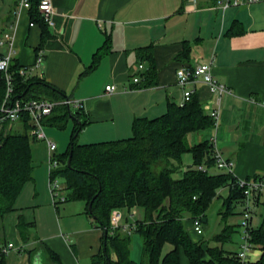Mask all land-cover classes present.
<instances>
[{
    "label": "crops",
    "instance_id": "crops-1",
    "mask_svg": "<svg viewBox=\"0 0 264 264\" xmlns=\"http://www.w3.org/2000/svg\"><path fill=\"white\" fill-rule=\"evenodd\" d=\"M221 1L53 0L50 37L42 44L43 28L31 24L30 9L22 7L21 0H0V40L13 29V63L21 69L31 67L26 79L43 80L63 92V100L71 101L75 115L61 137L70 138L74 125L87 119L78 136L81 143L130 137L135 118L157 117L170 102H183L185 88L178 83L181 68L211 62L215 79L226 88L221 94L219 148L233 162L236 176H264V0L225 9ZM233 26L237 30L230 33ZM148 46L151 60L138 51ZM40 50L44 62L38 66ZM7 51V44L0 45V55ZM151 67L156 83L146 86L144 75ZM135 76L142 77L140 82H134ZM109 84L115 91H106ZM188 87L208 114L217 90L202 80ZM214 134L212 127L192 134L191 141ZM67 139L62 149L58 144V152L66 150ZM39 141L43 140L34 142ZM38 168L35 165L34 178L24 185L14 210L2 219L5 243L15 244L6 264H92L103 248L104 230L87 213L84 201L54 204L48 174ZM208 170L226 173L215 164ZM230 189L229 185L219 188L216 199L224 203ZM262 199L257 209L264 204ZM239 204H234V212ZM185 225L193 242L206 241V235L192 230L191 218ZM131 257L135 258L132 248ZM180 264H190L184 248Z\"/></svg>",
    "mask_w": 264,
    "mask_h": 264
},
{
    "label": "trees",
    "instance_id": "trees-1",
    "mask_svg": "<svg viewBox=\"0 0 264 264\" xmlns=\"http://www.w3.org/2000/svg\"><path fill=\"white\" fill-rule=\"evenodd\" d=\"M29 1L32 23H40L43 28V44L50 37L48 23L39 11L40 0ZM236 30L233 26L229 32ZM138 51L152 59L151 46ZM20 70L21 67L12 61L14 97L64 99L65 94L55 86L35 77L26 79ZM144 78L146 86L156 83L153 67ZM5 93L6 80L0 79V106ZM74 115L70 105L60 104L45 117L44 124L64 129ZM86 123L87 119L74 125L68 147L56 154L61 166L53 170L52 176L64 178L66 201L82 200L88 207L92 202V211L88 208L87 213L104 230L106 240V245L104 242L102 250L92 258V264H180L181 248L190 264L234 263L237 252L221 246L204 247L206 241L203 240L193 242L185 225L187 218H201L203 223L209 207L218 198V189L223 186L231 187V193L223 203L224 212L221 213L224 217L234 214V204L242 202L244 197L243 190L234 185L235 176L209 172L208 168L215 164L210 139L195 143L190 140L192 134L213 127V119L194 94L184 104L170 102L167 111L160 116L135 118L130 137L81 143L78 136ZM0 140V244H3L2 219L14 210L24 185L34 178L32 143L35 139L25 120L19 130L7 133ZM71 151L69 167L67 161ZM186 153L191 154V164L184 163ZM134 207L144 209V219L135 223L131 233L120 229L113 231V212ZM21 225L24 224L20 222ZM233 230L234 225L227 224L224 233L216 238L225 241ZM133 233L140 234L143 241L144 260L140 262L131 257ZM252 237L261 250L260 257L252 264H264V216L262 223L253 227ZM166 244L173 247L164 253ZM0 264H6V254H0Z\"/></svg>",
    "mask_w": 264,
    "mask_h": 264
},
{
    "label": "built area",
    "instance_id": "built-area-1",
    "mask_svg": "<svg viewBox=\"0 0 264 264\" xmlns=\"http://www.w3.org/2000/svg\"><path fill=\"white\" fill-rule=\"evenodd\" d=\"M262 0H222L221 5L225 9L232 5H245L249 3L260 2ZM21 6L30 8L29 0H21ZM39 11L44 20L50 24L52 23V18L54 14L53 0H40ZM32 25L34 23H31ZM13 28V27H12ZM8 45V51L5 54L0 55V79L6 80V93L5 97L0 106V139L2 136H6L7 133L19 130L23 125L24 121L27 120L30 126V135L35 140H44L48 144V150L50 155V181L49 189L52 195L54 204H59L60 202L66 201L67 193L66 186L62 184L58 177H53V170L61 166V162L57 158L56 154L58 152V144L53 141L46 132L44 120L45 117L52 113L54 108L60 104L70 105L71 101L65 99L62 101H52L45 98H21L14 97L15 93V83L14 76L10 71L12 56L14 53V31L5 32L2 39L0 40V45ZM44 62L43 51L40 50L38 57L36 59V65H41ZM142 67V65H140ZM32 68H22L20 73L22 76L27 78L31 74ZM142 79L141 76H135L133 78L134 82L138 83ZM198 80L210 85L213 89L217 90L218 96L215 99V105L208 112V115L213 119V129L215 134L210 138L212 144V157L215 160V165L225 171L235 176L234 185L243 190L244 197L242 199V223L243 228V242L240 244V248L237 251L236 259L233 264H252L251 254L257 248L253 241L252 229L254 214L257 210V205L260 199L264 197V176L259 178H243L238 177L234 173V164L232 161L226 159L219 148V140L217 132L220 123V107H221V94L225 91V85L217 82L212 71L211 62H199L194 66H186L181 68L178 72V83L185 88L184 100L181 104L190 100L191 96L194 94V89L189 88V84L195 83ZM106 91H115L114 85H107ZM79 108L81 104L77 102L76 104ZM2 146V141L0 140V147ZM202 169H206L205 166H201ZM122 214L119 210H115L111 217L112 230H121L126 233H131L136 227V224H129L128 221L121 225L119 223ZM192 229L199 235H204L203 223L201 218H194L192 220ZM15 247L14 242H8L0 244V254H8L10 250Z\"/></svg>",
    "mask_w": 264,
    "mask_h": 264
},
{
    "label": "rangeland",
    "instance_id": "rangeland-1",
    "mask_svg": "<svg viewBox=\"0 0 264 264\" xmlns=\"http://www.w3.org/2000/svg\"><path fill=\"white\" fill-rule=\"evenodd\" d=\"M71 124V122L69 123ZM45 129L48 131L47 135L51 137V139L57 144L60 145V149L64 146V143L67 139V141L70 142V138L68 137H61L60 134H64L63 132L68 131L70 128L66 129H60L55 126H45ZM52 130L55 132V134L52 132ZM66 130V131H65ZM57 132V133H56ZM66 134V133H65ZM191 140V136H190ZM82 141V140H81ZM33 153H34V163L36 167H39L41 171L43 169L46 170L48 174V185L50 181V155L48 150V144L46 141H39V142H33L32 143ZM190 160H192L191 154L186 153L184 155V163L189 164ZM59 181L65 185V180L62 177H58ZM264 200V197L263 199ZM223 201L222 199H215L211 206L209 207L207 211V217L208 220L203 222V229H204V236L205 240L210 243L211 246H221L224 247L226 250H236L239 248L240 243L243 242V228L241 226L242 223V206L239 204L235 207V212L231 216H229L227 219L224 217V214L221 213V210H223ZM119 212L122 214V217L120 218L119 223L121 225L125 224L128 219L129 224H135L139 220L144 219L145 217V211L142 207H134V208H123L119 209ZM264 216V204H261V206L256 210L253 218V225L254 227H258L262 221ZM227 224L234 225V230L231 231V239H226L225 241L218 240L216 238L217 235L224 233V228ZM193 230V229H192ZM172 245L166 244L164 247V252H167L169 249H171ZM257 248L252 252L251 258L252 261H256L260 255L261 250L260 246L257 245ZM132 249H133V257L136 261H142L143 259V241L138 233L132 234Z\"/></svg>",
    "mask_w": 264,
    "mask_h": 264
},
{
    "label": "water",
    "instance_id": "water-1",
    "mask_svg": "<svg viewBox=\"0 0 264 264\" xmlns=\"http://www.w3.org/2000/svg\"><path fill=\"white\" fill-rule=\"evenodd\" d=\"M72 155H73V152L71 151L70 155H69V158H68V161H67V164H68L69 167L71 166ZM88 208H89L90 211H92V202L89 204ZM105 236H106V232H105ZM105 245H106V240H105Z\"/></svg>",
    "mask_w": 264,
    "mask_h": 264
}]
</instances>
